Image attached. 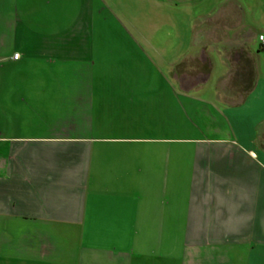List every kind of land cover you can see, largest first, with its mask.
<instances>
[{
  "label": "crops",
  "instance_id": "crops-1",
  "mask_svg": "<svg viewBox=\"0 0 264 264\" xmlns=\"http://www.w3.org/2000/svg\"><path fill=\"white\" fill-rule=\"evenodd\" d=\"M192 26L0 0V264H264V0Z\"/></svg>",
  "mask_w": 264,
  "mask_h": 264
},
{
  "label": "rangeland",
  "instance_id": "rangeland-1",
  "mask_svg": "<svg viewBox=\"0 0 264 264\" xmlns=\"http://www.w3.org/2000/svg\"><path fill=\"white\" fill-rule=\"evenodd\" d=\"M110 9L117 13L124 21L131 32L139 34L141 43L147 45L146 36L152 37L158 45H161L164 52L173 54V58L182 50H185L187 43L193 40V21L198 14L207 12L214 5L222 0H103ZM243 2H256L260 0H242ZM167 39V41H166ZM195 44V43H194ZM166 46V47H165ZM193 72L177 73L176 78L186 79L194 83L206 80L210 75L200 74L197 77L196 64L193 65ZM189 70V68H187ZM184 70V69H183ZM217 70V68H216ZM183 83V82H182ZM185 84V83H184ZM209 90L203 91L207 95ZM211 93V92H210Z\"/></svg>",
  "mask_w": 264,
  "mask_h": 264
},
{
  "label": "built area",
  "instance_id": "built-area-1",
  "mask_svg": "<svg viewBox=\"0 0 264 264\" xmlns=\"http://www.w3.org/2000/svg\"><path fill=\"white\" fill-rule=\"evenodd\" d=\"M259 41L261 43V46L264 48V33L259 34ZM15 58L19 57V53L14 54Z\"/></svg>",
  "mask_w": 264,
  "mask_h": 264
}]
</instances>
